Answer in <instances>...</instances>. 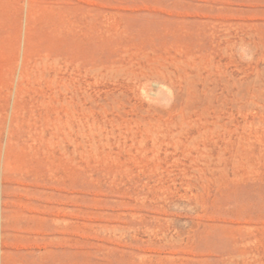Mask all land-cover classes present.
I'll use <instances>...</instances> for the list:
<instances>
[{"label":"rangeland","instance_id":"rangeland-1","mask_svg":"<svg viewBox=\"0 0 264 264\" xmlns=\"http://www.w3.org/2000/svg\"><path fill=\"white\" fill-rule=\"evenodd\" d=\"M0 264H264V0H0Z\"/></svg>","mask_w":264,"mask_h":264}]
</instances>
